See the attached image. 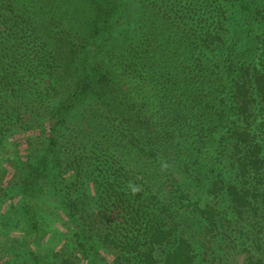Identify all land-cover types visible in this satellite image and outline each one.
I'll return each mask as SVG.
<instances>
[{
    "label": "trees",
    "instance_id": "16d2710c",
    "mask_svg": "<svg viewBox=\"0 0 264 264\" xmlns=\"http://www.w3.org/2000/svg\"><path fill=\"white\" fill-rule=\"evenodd\" d=\"M134 1L0 0V264H76V252L89 264L97 243L120 251L117 264H200L171 195L201 194L195 210L213 228L221 211L206 195L223 194L264 242V143L252 132L264 105V0ZM79 109L141 158L125 165L113 141L93 181L100 205L124 208L135 229L93 235L72 220L85 167L78 155L62 163L59 145ZM32 134L45 146L30 161ZM122 178L137 180L140 197ZM43 223L68 253L50 257ZM18 243L32 262L13 255Z\"/></svg>",
    "mask_w": 264,
    "mask_h": 264
},
{
    "label": "rangeland",
    "instance_id": "374dc122",
    "mask_svg": "<svg viewBox=\"0 0 264 264\" xmlns=\"http://www.w3.org/2000/svg\"><path fill=\"white\" fill-rule=\"evenodd\" d=\"M136 3L137 0L133 2L134 5ZM157 12L160 11L157 10ZM127 19L134 21V17L130 15H125L123 21H126ZM136 24L138 25V22ZM156 24L160 25L161 20L156 22ZM162 24L164 28H162V26H158L156 33L163 32L164 35H167V31L165 29L167 28V24ZM129 79H131V77ZM125 81L129 83L128 79ZM45 86L46 81L42 79L39 82V88L43 89ZM157 105L158 108H163V105ZM82 111V109H79L77 114L79 115L78 118L70 119L68 127L64 130L62 144L59 145V157L62 159V163H68L71 159L78 155L81 157V163H83L85 167V171H83V173H85L81 176L80 181L83 182L80 186L81 188L79 191H77V193H74V195L71 196L73 203L69 204L71 209L69 213L72 215V220L74 221V217L75 219H78V221L76 220L75 224H80L81 229L87 231V233L91 232L93 235H96L95 231L104 234L106 228L114 234L117 229H121V231L124 233V230L122 229L125 227L130 228L128 225H131V228L135 229L139 226V224L136 222V220L131 221V214L126 213L123 210L124 208L110 205L105 209L100 205L98 198L101 195V192L99 193V189L96 187V185H94L93 181L95 178L94 173H98L97 169H99L101 166L100 162L103 159L102 154H104L103 147L107 148L111 146V149H114V146H112L113 141L120 142H117L119 145L114 144L117 149L124 147V149L117 150V156H121V160L125 165L141 164V158L134 154L135 152L130 148L131 146L128 145L129 148H125V144H127V142L124 137L120 135H110L107 137L106 134H109L111 131L107 132L106 128L103 130V135L99 130L100 126L95 127L93 122L96 121H88V116L84 115L83 117L84 112ZM252 115V119L254 120L252 132L256 136V139L259 141V143L263 144V103H260L259 101L255 103L252 109ZM23 135L24 134L17 137V142H21L20 140L23 138ZM32 141L36 145L31 147L30 161H32L34 157V148L36 154V151H38L39 147L42 149L45 146L43 143L44 140H38V137L35 134H32ZM111 151L114 153L113 150ZM93 170L94 172H92ZM262 175L263 184L260 186V189L264 194V173H262ZM212 177H214V174H212ZM162 178L164 179L165 184H168L170 181L169 179L172 178V176H169V174H166L165 172L164 177ZM123 180L124 178L121 179V184L122 186L126 187L125 191L128 194H130V191H132L136 197H140L139 191L136 190L135 184H133L137 180L131 179V181L125 182ZM167 189L170 190L168 187ZM194 195L195 194H193L192 198L190 199L187 198L181 200L179 198L175 199V195H171L170 201L175 207L176 223L178 224L179 228H177L178 233L181 236L187 237L192 242L195 251L197 254H199L198 261L200 264H246L247 257L249 255H252L254 259L260 258L264 261V242H259V237H263L260 226L257 224L253 225V222H249L248 218L239 219L238 217H233L226 198L220 193L213 197H208L206 195L205 200L215 205V207H217V209L219 208L221 211V213L218 215V218H216L217 225L213 228H210L195 210V204L199 199L201 200L202 196L201 194H199L197 197ZM74 204L76 205V208L74 207ZM202 204H204V201H202V203L198 201L199 206ZM17 210H20V207H16V212ZM21 210L23 211V209ZM125 220H128L129 224H125ZM41 226L43 227V232L41 233L42 237H44V239L49 236L52 237L47 247V250L50 251V257L51 253H53V249L60 255L68 253L66 252L67 248L64 246V244H62L63 240H66L65 235H60L61 232L59 233L57 227H54V229L52 227L49 230L44 227V223ZM10 229L11 227L9 230ZM56 229L58 234L56 233L57 235H53ZM96 245L100 249L98 250V253L93 252L92 257L94 256V258L92 259H94V261L91 260L92 264H117L114 262V259L120 255V251L117 248H114L111 245H103L100 247L98 243ZM15 246V249L17 250L13 255H15L17 258L22 257L25 259L24 263L32 262L31 257L27 255L25 257V255L22 253L25 252V249L21 247L19 243ZM8 248L12 249V246ZM72 260L76 264H87L86 261L83 260L81 254L78 252H76L74 257H72ZM91 262H89V264H91ZM136 262L131 264H136ZM121 264L127 263L122 262Z\"/></svg>",
    "mask_w": 264,
    "mask_h": 264
}]
</instances>
